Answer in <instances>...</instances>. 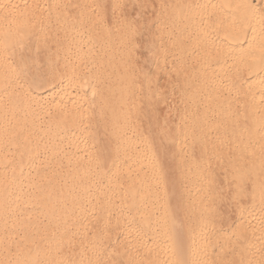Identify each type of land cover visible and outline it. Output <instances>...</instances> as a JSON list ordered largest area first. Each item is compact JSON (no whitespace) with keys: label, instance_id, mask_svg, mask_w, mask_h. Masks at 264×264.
I'll return each mask as SVG.
<instances>
[{"label":"bare ground","instance_id":"1","mask_svg":"<svg viewBox=\"0 0 264 264\" xmlns=\"http://www.w3.org/2000/svg\"><path fill=\"white\" fill-rule=\"evenodd\" d=\"M262 10L0 0V264H264Z\"/></svg>","mask_w":264,"mask_h":264},{"label":"rangeland","instance_id":"2","mask_svg":"<svg viewBox=\"0 0 264 264\" xmlns=\"http://www.w3.org/2000/svg\"><path fill=\"white\" fill-rule=\"evenodd\" d=\"M258 1H259V2H258ZM252 2H253V4L255 3V5L257 6V8H258V12H259V10H262V9H263L262 12L260 11V13L263 14V13H264V0H252ZM257 2H258V3H257ZM257 4H259V5H257ZM260 5H261V6H260ZM258 6H259V7H258ZM147 7H150V6H147ZM147 7H146V10L144 9V10H145V14H139V16H138V15L136 16V18H137L138 20H139V18H140L142 15H145V16H146L145 18H143V17L140 18V20L143 19V21H140V20H139V21H140V22H139V23H140V26L143 25V24L145 25L144 20H145V19L148 20V17H149L150 14H151V13H149V15L147 14V13L149 12V10L147 9ZM260 7H262V8H260ZM151 8H152V7H151ZM151 8H149V9H151ZM144 10H143V11H144ZM150 12H151V11H150ZM142 13H143V12H142ZM226 13H227V12H226ZM146 14L148 15V17H147ZM140 15H141V16H140ZM263 16H264V15H263ZM142 23H143V24H142ZM143 36H145V35H144V33L142 32L141 37L139 36V38L142 39V41L145 39ZM142 37H143V38H142ZM140 39H139V40H140ZM142 41L140 40V42H142ZM140 42H139V43H140ZM143 42L145 43V40H144ZM143 42H142V43H143ZM142 43H140V44H142ZM144 43H143V46H144ZM143 46H142V48H140L142 51L139 50V51H141V53L143 52L142 55H141V53H139V55H138V57L140 58V60H141V57H143V55H145V54H144L145 50H143ZM198 46H199V45H198ZM190 57H191V55H188V59H187V60H192ZM142 59H143V58H142ZM196 59H197V58H193V62H194ZM227 61H229V60L226 58V59H225V63H226V66H227V67L225 66V70H223L222 73H221V74L224 75V76H225L226 74L229 73V72H227L226 69L230 67V64H228V63H230V62H227ZM228 70H229V69H228ZM223 72H224L225 74H224ZM183 73H186V72H182L181 75L178 76L179 79H180L181 77H183ZM219 74H220V72H219V73L217 72V75H219ZM177 75H178V74H177ZM177 75H176V79H177ZM184 77H185V74H184ZM184 77H183V78H184ZM177 80H178V79H177ZM164 84H165V83H164ZM164 84L162 83V84H161L162 86H160V87L162 88V87L164 86ZM166 85H167V84H166ZM166 85H165V87H166ZM162 89H164V88H162ZM172 97L174 98L175 96L173 95ZM229 112H230V113H233L234 111H233V109H230ZM172 118L175 119L174 115H173ZM224 141H225V140H221L220 143H222V142H224ZM218 143H219V142H218ZM217 146L219 147V144H217ZM230 193H232V192L230 191ZM230 193H229V191H228V192H227V194H228L227 196H229ZM231 195H232V194H231ZM231 195H230L229 197H231ZM249 199H250V196H249V195L245 196V201H248ZM222 204H224V203H222ZM225 205H226L225 207H227V209H226L223 205H221V206H223V207H222V210H223V208H225V209H224L225 211L228 210L229 212H227V211H226V212H227L228 217H231V218H229V219H232L233 217H234V219H235V216H234V215H235V209H234V208H231V207H235L236 205L232 206V205L230 204L231 207H229V208H228L229 203H228V204L225 203ZM227 205H228V206H227ZM233 209H234V212H233ZM230 211H231V212H230ZM223 212H224V211H223ZM224 214H225V216H226V213H224ZM229 215H230V216H229ZM228 217L226 216V218H228ZM232 220H233V219H232ZM233 221H234V220H233Z\"/></svg>","mask_w":264,"mask_h":264}]
</instances>
